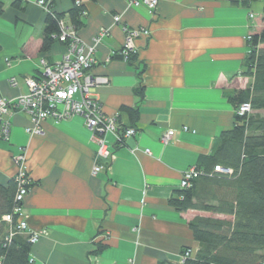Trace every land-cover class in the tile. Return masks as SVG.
Here are the masks:
<instances>
[{
	"label": "crops",
	"instance_id": "1",
	"mask_svg": "<svg viewBox=\"0 0 264 264\" xmlns=\"http://www.w3.org/2000/svg\"><path fill=\"white\" fill-rule=\"evenodd\" d=\"M37 1L0 0V97L8 101L27 92L25 79L40 76V60L52 65L65 52L57 41L40 51L46 13ZM46 1L58 13L72 6ZM136 1L83 2L77 31L85 44L105 31L92 73L107 83L92 97L105 116L116 115L121 133L135 134L121 145L103 134L111 156L102 160L81 117L43 122L40 134L30 135V119L15 112L8 139H0V185L13 179L12 157L22 149L32 181L23 203L27 228L47 233L31 245L29 264H182L185 250L194 257L200 249L188 222L204 214L180 213L170 200L182 174L233 125L228 97L252 84L242 68L247 37L263 28L264 0H158L154 12L133 7ZM125 29L149 31L133 41L134 64L120 55ZM168 130L174 134L163 145ZM96 165L103 169L94 173ZM19 236L27 239L28 232Z\"/></svg>",
	"mask_w": 264,
	"mask_h": 264
},
{
	"label": "trees",
	"instance_id": "2",
	"mask_svg": "<svg viewBox=\"0 0 264 264\" xmlns=\"http://www.w3.org/2000/svg\"><path fill=\"white\" fill-rule=\"evenodd\" d=\"M70 1L72 6L66 13L54 11L46 1L41 52L48 51L57 41L64 20L78 31L86 13L82 3L97 0ZM2 8L0 3V16ZM261 20L262 30L247 40L248 52L242 68V76L252 79V84L228 97L235 111L232 127L219 134L218 144L209 156L200 158L195 167L200 176L170 200L180 213L204 214L188 222L200 249L194 257L191 253L185 257L182 264H264V7ZM133 57L127 58L131 64ZM241 104H249L251 111L238 115ZM215 167L229 172H215ZM15 193L14 179L5 187L0 185V264H29L28 239L19 235L8 239L9 226L1 222V217L11 213L15 205Z\"/></svg>",
	"mask_w": 264,
	"mask_h": 264
},
{
	"label": "built area",
	"instance_id": "3",
	"mask_svg": "<svg viewBox=\"0 0 264 264\" xmlns=\"http://www.w3.org/2000/svg\"><path fill=\"white\" fill-rule=\"evenodd\" d=\"M37 4L46 12L48 4L45 0H38ZM145 6L149 11L154 12L158 5V0H141L132 3L133 7ZM86 15V13H84ZM252 17V15H250ZM119 16L113 18L117 23ZM126 33L125 42L120 55L127 60L134 52L133 41L138 36L149 37V31L146 29L124 30ZM105 31L101 30L91 44L83 43L78 32L72 27L60 23V33L57 41L64 45L65 52L61 60L55 64L49 65L44 60H40L39 77L25 79L27 92L19 95L16 99L8 101L0 97V139L7 140L10 129V116L19 112L30 119V126L26 133L30 135H39L41 124L46 121L59 123L71 117H81L86 127L94 134L97 144L96 157L107 160L110 153L106 149L101 136L105 133L114 135L118 144L135 134L134 129H127L122 134L118 133L116 124V115L105 116L92 93L99 86L107 83V79L95 76L92 73L94 65V53ZM249 36L247 37V40ZM10 86H15V80L10 79ZM251 111L249 104L238 106L236 113L240 116ZM183 130H187L184 128ZM172 130L166 131L161 137V143L167 144L173 137ZM145 153H149L148 150ZM12 163L16 168L13 177L16 185L14 196L15 205L11 213L3 215L1 222L9 226L8 239L28 232V242L34 245L40 238L45 236L46 231H28L26 224V214L23 211L24 199L28 195L32 186V181L26 168V157L22 149L18 154L12 157ZM103 169V166L96 165L94 173ZM214 171L229 172L227 170L214 168ZM201 172L195 167L186 170L180 179L179 189H187L191 182L200 176ZM15 220V222H14ZM190 250H185L182 254V261L190 255Z\"/></svg>",
	"mask_w": 264,
	"mask_h": 264
},
{
	"label": "rangeland",
	"instance_id": "4",
	"mask_svg": "<svg viewBox=\"0 0 264 264\" xmlns=\"http://www.w3.org/2000/svg\"><path fill=\"white\" fill-rule=\"evenodd\" d=\"M251 19H253V15H252V17H250Z\"/></svg>",
	"mask_w": 264,
	"mask_h": 264
}]
</instances>
